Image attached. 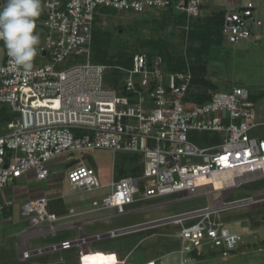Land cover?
Instances as JSON below:
<instances>
[{
  "label": "built area",
  "instance_id": "obj_1",
  "mask_svg": "<svg viewBox=\"0 0 264 264\" xmlns=\"http://www.w3.org/2000/svg\"><path fill=\"white\" fill-rule=\"evenodd\" d=\"M172 1L44 0L36 33L45 35L46 41L37 45L33 67L26 71L14 65L6 49L0 63V105L7 104L20 113L11 129L0 134V212L10 182L30 171L44 180L51 161L85 149L104 148L142 157L140 175L120 177L107 195L93 201L95 210L111 209L117 214L126 213L140 191L142 200L173 194L185 198L210 194L204 192L208 190L202 182L215 175L238 183L264 176V137L251 134L259 123L246 87L213 91L208 100L197 102L189 99L193 79L189 64L184 70L170 71L162 55L138 52L131 67H117L123 75L121 85L115 87L106 83L110 66L76 61L92 54L94 23L101 7L143 13L163 9ZM3 2L0 0V5ZM205 2L177 0V8L188 17L186 30L190 19L202 16ZM255 6L248 1L224 12L222 33L227 42L245 41L263 24ZM192 130L216 131L224 138L221 143L200 146L189 139ZM68 180L85 191L102 186L95 168L84 163L68 171ZM237 185L234 180L233 188ZM258 197L264 199V195ZM48 205V197L41 195L22 202L21 212L32 215L33 223L63 218ZM212 207L176 216L181 226L180 260L172 264H192V258L212 251L229 257L242 245V235L231 232ZM75 214L71 208L69 216ZM194 216L199 217L196 222L185 223ZM87 239L84 235L79 241ZM73 244L67 240L50 248ZM21 254L29 257L32 252L24 248ZM113 264L128 263L114 257ZM143 264L169 263L153 259Z\"/></svg>",
  "mask_w": 264,
  "mask_h": 264
},
{
  "label": "rangeland",
  "instance_id": "obj_2",
  "mask_svg": "<svg viewBox=\"0 0 264 264\" xmlns=\"http://www.w3.org/2000/svg\"><path fill=\"white\" fill-rule=\"evenodd\" d=\"M107 9H111V12H99L98 14L101 17L99 25L103 30L108 33H113V35L122 34L133 45L136 42L137 36L133 35L132 32L123 31V28L125 30L128 28L129 23H134L135 26L139 27L144 24L148 30L153 25L150 22L152 17L161 19L160 13L155 14V11H151L152 9H148L147 13H137L130 10L113 8ZM146 17L148 21H145L147 20ZM168 30L167 36L175 38V42L178 44L181 40V37H179L181 29L175 28L171 23L168 25ZM148 31L150 32V30ZM149 35L147 33L146 36ZM39 38V45L44 44L46 41L45 35L39 34ZM4 49V46L0 45V63H2L4 58ZM180 49L183 51L185 44L180 45ZM100 55L98 54V57ZM80 60L82 62L89 61L93 63L103 62L101 59L94 58L93 54H91L89 59L82 57ZM212 60L218 70H215L213 73L211 72V77L218 76L216 80L219 83V90H230L234 86H243L252 92L264 90V37L258 40L251 39L249 41H243L238 44L224 42L222 54L217 57L215 56ZM104 61L109 62V59ZM263 131L264 127L260 126L256 128L255 133L260 134ZM2 132L0 129V134ZM188 137L192 142L200 146H209L221 143L224 134L216 131L192 130L188 132ZM120 153L114 154L111 151L107 152L104 148L85 149L67 153L61 157V163H57L55 171L67 180L68 163L82 162L88 166H93L95 170L101 172L105 182H111L112 178L119 176L118 170L116 175L114 173V165L116 161L118 162ZM65 183L62 191H73L67 182ZM109 189H105V191ZM71 195L75 194L72 193ZM260 195H264V176L242 180L237 186L226 192L203 193L185 198H179V194H173L161 199L143 200L128 206L127 209L136 206H146L160 200L172 199L162 206L151 207L143 211H127L126 213L114 216L112 220L117 222L118 226L122 227L137 222H155L154 220H164L173 216L205 209L210 205H214L216 201H220L224 203V206L218 210L217 215L231 232H238L242 235L243 243L229 257H223L212 251L192 258L190 260L192 264H264V199L255 200ZM139 196L141 197V191L136 195V197ZM252 199L253 201H250ZM147 214H150V216ZM173 218L175 219L176 217ZM198 218V216L189 217L184 221L186 224H191L196 222ZM17 219L20 220L19 218ZM9 226V228H4V226L0 225V241H4L6 234L16 229L13 225ZM180 230L181 226L179 222L172 219L164 224L142 228L134 232V236H130L127 233H120L116 236L106 238V240L103 239L102 241H109L112 246L123 247L127 250L123 253V256L129 252V264H142L150 258H155L157 254L161 255L164 253V261L172 264L180 260V254L177 252L181 246V239L178 237ZM6 246H0V258L4 262H0V264H13L15 262V255L13 254V250H10V252L6 251L8 249L5 248ZM204 250H207V248ZM7 253L8 255H6Z\"/></svg>",
  "mask_w": 264,
  "mask_h": 264
},
{
  "label": "crops",
  "instance_id": "obj_3",
  "mask_svg": "<svg viewBox=\"0 0 264 264\" xmlns=\"http://www.w3.org/2000/svg\"><path fill=\"white\" fill-rule=\"evenodd\" d=\"M248 1H253L255 3L256 15L263 21V24L256 27L253 35L245 41H249L251 39H261L264 37V0H206L203 6L202 17L212 15L218 11L225 12L226 10H231L232 8L235 9L237 7L245 5ZM187 25L188 23L186 24V26ZM213 58H215V56L211 58L207 76L214 83L218 84V89L215 90L218 91L219 83L216 80L218 76H215L214 78L211 77V72L213 73L215 70H218L217 66L212 62ZM187 64L190 63L187 62ZM250 93L251 99L255 103L257 122L259 123L251 130V134L253 136L262 138L264 137V131L260 132V134H257L255 133V130L260 126L264 127V90H260L259 92H252L250 90ZM106 151H111L114 154L120 153L115 152L111 149H106ZM123 153L124 152L120 153L118 162L116 161L114 165V173L116 175V172L118 170L119 176L117 178H112L111 182H105L103 179V174L96 170L102 186L101 188L94 191H85L74 188L69 183L68 179L67 181L56 173L57 171H55V166L57 165V163H61L60 159L64 155L50 162V173L46 179L40 180L37 178L35 171H30L27 174L10 182L5 187L3 192L4 208L0 212V225L4 226V228H9V225H13L16 229L13 232L6 234V239L4 241H0V246L7 245L5 248H8L6 249V251L9 252L10 250H13V254L15 255V262L13 264H113L114 257L126 259L127 263L129 264V252L125 256H123V253H125L127 250H125L123 247L114 245L112 246L111 242L102 240H106V238L116 236L120 233H127L130 236H134V232L139 231L142 228L164 224L172 219L175 221L173 217L176 216H173L164 220H154L155 222H137L122 227L118 226L117 222L112 220L114 216L119 215L115 213L114 210H95L93 201L96 199H101L102 197L107 195V193L110 191L109 188L111 187V184L115 180L125 175L138 176L132 172L121 174V167H123L125 171H129V168L131 169L132 167V165H130L129 163V158L132 157V154L126 152L124 154ZM140 163L143 164L142 158ZM77 164L79 163L69 162L68 171ZM65 182H67V184L72 188L73 191H62V188L66 184ZM105 189L109 190L105 191ZM70 192L71 194L73 193L75 195H69ZM41 195H45L48 197V209L51 212L62 216V219L56 222L39 221L38 223H33L31 219L32 215L22 214V202ZM155 198L161 199L165 197ZM136 199L137 201L135 203L143 201L140 196L136 197ZM171 200H160L146 206H136L128 209V212L143 211L151 207L162 206L167 202H170ZM71 208L75 209L76 214L69 216ZM147 215L150 216V214ZM17 218H19L20 220H18ZM112 231H115L116 234H109ZM84 235L88 236V239L85 243H82L81 241H79V239ZM97 235H100L101 237H97ZM67 240L74 242V244L70 248H50L55 244L59 245ZM24 248H28L32 252L29 257L22 256L21 253ZM39 249H42V251H39ZM6 255H8V253ZM82 256H84L83 259L81 258ZM164 256L165 253L161 255L157 254L155 258H150L148 260L164 259ZM0 262L4 263L1 258Z\"/></svg>",
  "mask_w": 264,
  "mask_h": 264
},
{
  "label": "trees",
  "instance_id": "obj_4",
  "mask_svg": "<svg viewBox=\"0 0 264 264\" xmlns=\"http://www.w3.org/2000/svg\"><path fill=\"white\" fill-rule=\"evenodd\" d=\"M43 2L44 0H41L42 8ZM112 11L115 12L114 10ZM151 11H155V14L160 13L161 19L156 17L150 19V22L153 23L152 27L148 29L150 32L144 24L139 27L135 26L134 23H129V26H127L128 30L123 28V31L132 32L133 35L137 36L134 45L120 33L113 35V33L103 30L99 25L101 17L97 13L91 50L94 58L103 61L97 63L110 66L106 74V83L110 86L119 87L123 72L117 67H131L136 53L145 52L151 56L158 54L164 57L170 71L184 70L187 62L190 63L193 79L189 99L192 98V100L197 102L208 100L211 93L218 89V84L207 76L209 63L213 56L222 54L223 43L227 42L222 33L224 11L190 19L188 30L185 29L188 23L187 14L177 8V0H173L170 5L163 9H152ZM99 12L110 13L111 9L101 7ZM145 21H148V18ZM171 23L175 28L181 29L179 33L181 40L178 44H185V51H182L180 45L176 44L175 38L167 36L168 25ZM147 33L150 35L146 36ZM0 45H3V43L0 42ZM98 54H101L100 58ZM107 59H109V62L104 61ZM76 61H80V58H77ZM19 118V112L13 111L7 104H1L0 129L3 131L1 134L8 132L11 129L10 125ZM130 154H132V157L129 158V163L132 167L131 169L129 168V171H125L121 167V174L132 172L140 175L143 170V164L140 163L142 157L137 153Z\"/></svg>",
  "mask_w": 264,
  "mask_h": 264
},
{
  "label": "clouds",
  "instance_id": "obj_5",
  "mask_svg": "<svg viewBox=\"0 0 264 264\" xmlns=\"http://www.w3.org/2000/svg\"><path fill=\"white\" fill-rule=\"evenodd\" d=\"M41 14V0H4L0 5V42L10 61L26 71L33 67L40 41L36 21Z\"/></svg>",
  "mask_w": 264,
  "mask_h": 264
},
{
  "label": "bare ground",
  "instance_id": "obj_6",
  "mask_svg": "<svg viewBox=\"0 0 264 264\" xmlns=\"http://www.w3.org/2000/svg\"><path fill=\"white\" fill-rule=\"evenodd\" d=\"M234 180L238 184L237 179H233V178H230L227 176L215 175V176L206 178L205 181L202 182L203 183L202 185L204 186V190H208V191H204V192H210V193L217 192V191L218 192L219 191H225L226 192V191H229L230 189H233L232 185H233ZM209 184L211 185V188H209ZM199 189L202 190V188H199ZM209 190H212V191H209ZM213 190H216V191H213ZM213 206L214 207H212L211 209L219 210L220 208H222L224 206V203H222L220 201H216ZM24 235H26V234H24Z\"/></svg>",
  "mask_w": 264,
  "mask_h": 264
},
{
  "label": "water",
  "instance_id": "obj_7",
  "mask_svg": "<svg viewBox=\"0 0 264 264\" xmlns=\"http://www.w3.org/2000/svg\"><path fill=\"white\" fill-rule=\"evenodd\" d=\"M256 199H258V200H259V199H260V197H256V198H255V200H256ZM250 201H253V199H252V200H250Z\"/></svg>",
  "mask_w": 264,
  "mask_h": 264
}]
</instances>
